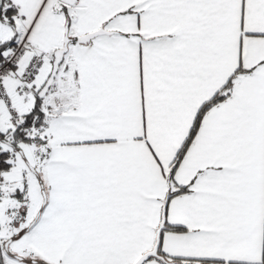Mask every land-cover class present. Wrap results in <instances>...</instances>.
<instances>
[{"label": "snow or ice", "instance_id": "obj_1", "mask_svg": "<svg viewBox=\"0 0 264 264\" xmlns=\"http://www.w3.org/2000/svg\"><path fill=\"white\" fill-rule=\"evenodd\" d=\"M0 264H264V0H0Z\"/></svg>", "mask_w": 264, "mask_h": 264}]
</instances>
